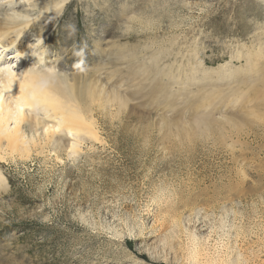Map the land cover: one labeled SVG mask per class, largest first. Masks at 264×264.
<instances>
[{"label":"rangeland","instance_id":"rangeland-1","mask_svg":"<svg viewBox=\"0 0 264 264\" xmlns=\"http://www.w3.org/2000/svg\"><path fill=\"white\" fill-rule=\"evenodd\" d=\"M9 1L1 22L40 14ZM51 22L25 61L85 91L100 140L0 164V264H264V0H68Z\"/></svg>","mask_w":264,"mask_h":264},{"label":"bare ground","instance_id":"bare-ground-1","mask_svg":"<svg viewBox=\"0 0 264 264\" xmlns=\"http://www.w3.org/2000/svg\"><path fill=\"white\" fill-rule=\"evenodd\" d=\"M22 1L10 0L4 5L12 3L11 9H15ZM53 1L41 0L36 19L14 11L0 21V164L43 156L61 135L71 137L68 148L73 156L80 153L86 138L100 140L85 91L77 84L69 85L53 68L42 72L25 61L32 53L43 56V37L49 31L36 28L62 15L68 0ZM33 30H38L35 43L22 48L19 41ZM9 51H13L10 56ZM5 180L0 170V187Z\"/></svg>","mask_w":264,"mask_h":264}]
</instances>
